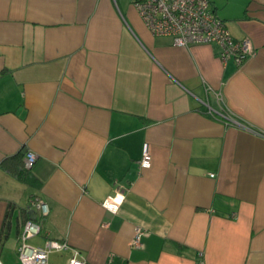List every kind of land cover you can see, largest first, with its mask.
<instances>
[{"label": "crops", "instance_id": "0c3cea01", "mask_svg": "<svg viewBox=\"0 0 264 264\" xmlns=\"http://www.w3.org/2000/svg\"><path fill=\"white\" fill-rule=\"evenodd\" d=\"M209 1L253 45L239 66L215 43L152 35L130 0H0V164L36 155L29 181L0 166V264H21L28 218L41 228L30 244L66 241L87 264H195L199 251L264 264V0ZM117 192L111 212L102 202Z\"/></svg>", "mask_w": 264, "mask_h": 264}, {"label": "built area", "instance_id": "2783aa9c", "mask_svg": "<svg viewBox=\"0 0 264 264\" xmlns=\"http://www.w3.org/2000/svg\"><path fill=\"white\" fill-rule=\"evenodd\" d=\"M130 2L152 35L169 36L175 46L185 47L198 43H215L220 49L218 56L223 65L231 60L239 66L253 52L250 39L247 37L235 39L223 20L211 7L209 0H130ZM206 89L210 90V87H206ZM213 95L218 102L222 100L221 93L213 91ZM202 104L205 113L218 116L225 123L241 125L223 107L217 111L210 106L207 99ZM248 130L258 133L255 129L248 128ZM35 160L36 155L27 151L23 161L24 167L30 168ZM151 160L149 143L144 142L139 161L140 167L149 168ZM122 199L123 196L117 192L106 197L102 206L111 212H116ZM29 205L41 216L48 213L47 204L37 197L30 198ZM40 229V223L34 219H27L22 223L17 246V257L21 264H52L49 261V255L63 251L69 252L66 264H87L79 250L71 247L66 241L48 238L41 247L30 244L28 240L37 235ZM142 233L140 227H135L132 239L134 246H142L140 242ZM198 257L195 264H206L202 251L198 252Z\"/></svg>", "mask_w": 264, "mask_h": 264}, {"label": "trees", "instance_id": "16d2710c", "mask_svg": "<svg viewBox=\"0 0 264 264\" xmlns=\"http://www.w3.org/2000/svg\"><path fill=\"white\" fill-rule=\"evenodd\" d=\"M21 156H23V152H20L18 154H15L13 157H8L4 159L0 166L4 168L6 171H9L12 175H14L16 178L22 180V181H29L27 176V168L24 167L22 160L20 159ZM12 158H18V161L20 163L19 167H16L15 169L9 166V160ZM31 219V218H28ZM27 220V219H26Z\"/></svg>", "mask_w": 264, "mask_h": 264}]
</instances>
